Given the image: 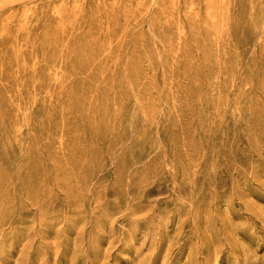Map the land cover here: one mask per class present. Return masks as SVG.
<instances>
[{
  "label": "rangeland",
  "instance_id": "rangeland-1",
  "mask_svg": "<svg viewBox=\"0 0 264 264\" xmlns=\"http://www.w3.org/2000/svg\"><path fill=\"white\" fill-rule=\"evenodd\" d=\"M0 264H264V0H0Z\"/></svg>",
  "mask_w": 264,
  "mask_h": 264
}]
</instances>
